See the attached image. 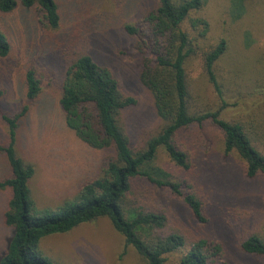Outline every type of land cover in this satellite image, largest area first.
I'll return each mask as SVG.
<instances>
[{
  "label": "rangeland",
  "instance_id": "rangeland-1",
  "mask_svg": "<svg viewBox=\"0 0 264 264\" xmlns=\"http://www.w3.org/2000/svg\"><path fill=\"white\" fill-rule=\"evenodd\" d=\"M63 21L56 31H47L36 21L33 11L17 8L0 13V26L7 35L10 53L0 60V144L7 143L8 125L4 117L16 121L15 149L34 168L29 181L36 206L54 208L71 198L78 187L99 172L110 151H96L78 140L66 128L58 109L59 86L65 59L82 50L104 65L118 82L121 94L135 105L123 110L120 123L131 148L139 149L164 125L157 117L151 97L139 82V55L134 39L123 25L133 23L152 9L155 0H56ZM230 0H207L205 16L210 24L206 45L224 37L227 54L215 65L214 74L228 105L221 118L240 122L255 138L264 153V0H244L245 12L231 19ZM63 39V41H61ZM36 70L40 81L39 99L28 101L22 78L24 71ZM195 103L205 110L220 108V101L204 72L200 57L187 66ZM23 109H26L23 112ZM188 155L189 168L172 164L159 149L156 166L191 185L205 205L207 221L192 220L181 200L168 191L151 192L146 182H138L147 195L140 201L149 206L156 197L165 206L174 226L197 237L222 245L226 264H264V259L240 251L238 243L247 234L264 238V179L249 180L234 153L226 154L221 131L210 121L191 125L177 135ZM7 173L0 154V178ZM75 192V193H74ZM9 197L0 191V255L5 251L11 230L2 215ZM182 225V226H181ZM41 255L53 264H141L133 249L106 218L82 224L64 234H53L39 242ZM182 253L167 256L166 264L177 262Z\"/></svg>",
  "mask_w": 264,
  "mask_h": 264
},
{
  "label": "trees",
  "instance_id": "trees-1",
  "mask_svg": "<svg viewBox=\"0 0 264 264\" xmlns=\"http://www.w3.org/2000/svg\"><path fill=\"white\" fill-rule=\"evenodd\" d=\"M155 6L140 14L133 23L123 25L134 39L139 55V82L151 97L161 130L139 149L130 146L120 123L123 110L135 105L132 97L121 94L109 68L97 63L88 53L78 50L65 59L59 86L58 109L64 124L87 147L107 152L99 172L84 181L74 196L54 208H38L29 181L34 168L17 154L16 121L4 117L8 125L7 143L0 144L7 173L0 178V191L9 197L2 215L11 230L0 264H53L41 255L39 242L53 234H64L98 218H106L123 239L124 247L134 250L141 264H166L167 256L181 252L174 264H226L221 243L197 237L183 227L174 226L156 197L148 205L146 182L151 192L168 191L178 197L199 225L207 221L205 205L191 185H184L166 169L156 166L162 149L176 167L189 168L188 155L177 142V135L191 125L210 121L222 133L224 152L234 153L249 180L264 179V153L255 146V138L237 121L221 118L228 105L214 74L215 65L227 54L228 43L220 37L207 42L210 24L204 14L207 0H155ZM231 19L244 15V0H230ZM17 8L33 11L39 25L47 31L60 28L63 18L56 0H0V13ZM63 41V39H61ZM10 53L7 35L0 26V60ZM200 57L204 72L221 105L216 110L199 108L187 69L192 57ZM25 97L36 101L41 95L36 70L28 68L22 78ZM26 109H23L25 112ZM182 226V225H181ZM244 254L264 259V238L247 234L238 243Z\"/></svg>",
  "mask_w": 264,
  "mask_h": 264
}]
</instances>
